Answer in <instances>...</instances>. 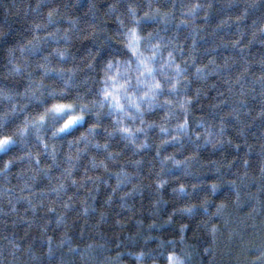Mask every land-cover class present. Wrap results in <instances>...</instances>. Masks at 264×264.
I'll return each mask as SVG.
<instances>
[{"label":"clouds","instance_id":"1","mask_svg":"<svg viewBox=\"0 0 264 264\" xmlns=\"http://www.w3.org/2000/svg\"><path fill=\"white\" fill-rule=\"evenodd\" d=\"M73 6L0 0V75L27 81L0 87V264H264V52L197 65L163 35L170 13L112 0L109 33L87 0L44 54L26 33ZM227 8L264 44V0ZM89 30L103 39L77 54Z\"/></svg>","mask_w":264,"mask_h":264},{"label":"trees","instance_id":"2","mask_svg":"<svg viewBox=\"0 0 264 264\" xmlns=\"http://www.w3.org/2000/svg\"><path fill=\"white\" fill-rule=\"evenodd\" d=\"M87 0H53V5L59 4H71L74 5L68 10L66 15L62 14L59 17L58 22L50 26L47 29H37L34 33H26L29 37L36 36L41 38L39 40L40 47L44 50V54L47 53L53 47H59L52 40H48V33L54 31L56 28L65 29L69 27L68 19H75L78 21V27H86L80 21L87 8L80 9L78 3H86ZM97 6V14L95 17L88 16L87 20L92 24H102L104 29L109 33H114L119 29V25L115 23L114 18H108L104 15V10L108 7L112 0H94ZM133 0H119L121 11L125 10ZM232 0H135V5L142 11H148L149 5L153 9H160L162 13H170L171 22L167 26L166 31L163 33L167 38L172 39L182 52L186 55L189 51H195L196 64H205L210 59H215L217 64H223L229 57H236L237 53L247 46L248 50L252 53L264 52V44H261L258 40L249 43L251 37L240 38L236 35L237 26L234 23L223 24L222 21L228 20L230 16L236 14L235 9L227 8V5ZM211 4L209 8L208 5ZM197 5H203V8L196 7ZM62 11V10H61ZM182 21H191V23L185 24ZM150 21L146 24V27H154ZM86 31L84 35L86 39L79 41L76 45L79 49L77 54L82 53L87 48L95 47L92 42V36H98L100 40L103 39V35L97 32ZM240 40V43L234 48L232 45ZM111 50H120L118 58L124 59L131 55L132 50L135 48V44H132V40L127 42V49L124 45L117 43L115 39L112 40ZM231 61H229L230 63ZM129 66L135 67L128 61L125 64L119 65L114 71L123 74ZM236 71H239L236 66H233ZM0 72L3 69L0 68ZM26 80L21 78L6 79L0 75V87L4 85L13 89H23ZM223 91V89H221ZM215 95V93H212ZM2 103V102H0ZM196 115H200V112H196ZM208 159H216V156H207ZM44 161L41 160V163ZM55 175V172H53ZM16 181L13 180V183ZM49 184L48 179L43 176H39L36 181L37 192L43 191ZM27 195L28 193L25 192Z\"/></svg>","mask_w":264,"mask_h":264},{"label":"snow or ice","instance_id":"3","mask_svg":"<svg viewBox=\"0 0 264 264\" xmlns=\"http://www.w3.org/2000/svg\"><path fill=\"white\" fill-rule=\"evenodd\" d=\"M132 44H135V37H133L132 39ZM57 108H58V110L59 109H62L63 107H65V106H63V105H58V106H56Z\"/></svg>","mask_w":264,"mask_h":264}]
</instances>
